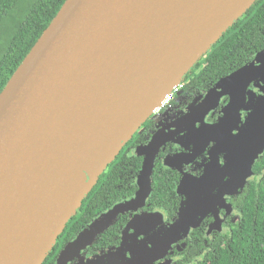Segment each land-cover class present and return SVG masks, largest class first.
Wrapping results in <instances>:
<instances>
[{"label": "water", "instance_id": "1", "mask_svg": "<svg viewBox=\"0 0 264 264\" xmlns=\"http://www.w3.org/2000/svg\"><path fill=\"white\" fill-rule=\"evenodd\" d=\"M256 1L65 0L0 92V264H43L108 165ZM251 82L260 97L239 128ZM221 96L230 98L223 116L201 132L226 153L224 166L211 161L200 178L182 179L178 192L187 199L172 225L84 264H155L208 214L215 219L209 232L219 231L217 209L229 211L225 198L244 188L264 152V49L215 83L179 125ZM164 139L156 134L137 150L145 159L132 201L86 227L57 264L78 256L126 205L144 200Z\"/></svg>", "mask_w": 264, "mask_h": 264}, {"label": "flooded vegetation", "instance_id": "2", "mask_svg": "<svg viewBox=\"0 0 264 264\" xmlns=\"http://www.w3.org/2000/svg\"><path fill=\"white\" fill-rule=\"evenodd\" d=\"M207 53L186 74L180 83V89L173 98L149 116L122 148L115 160L108 165L91 192L82 201L76 215L67 223L43 264H57L62 250L77 239L86 227L116 205L132 201L139 191V177L145 159V155L137 154V150L147 145L156 134H165V139L153 156L149 181L150 190L144 200L130 206L126 205L124 212L119 213L102 232L97 234L90 245L65 264H84L92 258H106L111 253H117L125 243H131L132 248L133 246L138 247L139 242L147 240L151 235H156L162 229H166L177 219L180 208L187 199L186 193L178 192L184 177L200 178L211 161L217 162L220 167L224 166L226 153L218 152L215 148L216 142L209 140L207 134L201 131L204 130L203 126H213L218 123L223 116L222 110L228 105L230 98L228 96L219 97L217 105L213 109L203 115L189 116L188 120L184 121L185 126L179 125V120L189 115L190 111L204 99L208 90L215 83L244 66L257 53L246 59L232 72L214 82L198 79L200 72L208 65ZM258 97L260 94L257 84L255 82L249 83L244 95L243 106L245 108L242 107L238 112L239 123L237 127L241 128L246 122L249 114L248 108L256 102ZM232 135L234 137L237 135L236 129ZM263 154L264 152L258 156L252 165V173L245 186L255 178L253 167ZM120 159H123L121 164ZM110 177L117 181V185L109 182L108 186L114 189L121 188V192L114 193L104 188V182ZM228 178L226 176L223 181H227ZM102 189H104L103 193L101 192ZM242 190L238 189L236 194L225 198L226 204L229 206L228 212L221 207L217 209L216 216L220 222L219 231L213 229L209 232L215 219L212 214L206 215L197 228L193 229L178 243L172 244L165 257L156 261L155 264L164 261H168L169 264H196V261L186 262L184 260L183 254L188 244L192 242L193 236L195 239L199 237L206 239L217 234H224L231 230L230 226L237 225L239 223V211L235 200ZM89 196L96 213L89 220H86L83 216ZM112 199L114 202H111ZM104 203L105 207L99 210ZM124 253L128 256L130 252L128 253L124 249Z\"/></svg>", "mask_w": 264, "mask_h": 264}, {"label": "trees", "instance_id": "3", "mask_svg": "<svg viewBox=\"0 0 264 264\" xmlns=\"http://www.w3.org/2000/svg\"><path fill=\"white\" fill-rule=\"evenodd\" d=\"M21 2L22 0H0V24L21 5ZM64 2L65 0L30 2L1 53L0 92ZM263 48L264 0H258L211 47L206 55L208 65L200 72L198 79L214 82L232 72ZM121 161L123 159H120V164ZM253 171L255 178L244 187L235 200L239 211V223L230 226V231L214 237L206 239L199 237L196 240L193 236L192 242L188 244L183 254L186 262L264 264V154L255 163ZM109 182L117 185V181L110 177L104 182V188L114 193L122 191L121 188L109 187ZM101 192L103 193L104 189ZM87 200L83 218L89 220L96 211L93 209L90 196ZM111 202L114 200L112 199ZM103 207L105 203L99 210Z\"/></svg>", "mask_w": 264, "mask_h": 264}, {"label": "rangeland", "instance_id": "4", "mask_svg": "<svg viewBox=\"0 0 264 264\" xmlns=\"http://www.w3.org/2000/svg\"><path fill=\"white\" fill-rule=\"evenodd\" d=\"M32 0H22L21 5L16 7L14 11L4 19L0 24V56L4 48L6 47L11 35L20 23V19L28 9V5Z\"/></svg>", "mask_w": 264, "mask_h": 264}, {"label": "built area", "instance_id": "5", "mask_svg": "<svg viewBox=\"0 0 264 264\" xmlns=\"http://www.w3.org/2000/svg\"><path fill=\"white\" fill-rule=\"evenodd\" d=\"M180 87H181L180 84L177 85V86H175V87H173L172 90H171V92L168 95L165 96V98L161 102L160 106L155 110V112L158 111L160 109V107L165 106L173 98V96L180 89Z\"/></svg>", "mask_w": 264, "mask_h": 264}]
</instances>
